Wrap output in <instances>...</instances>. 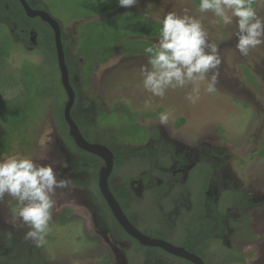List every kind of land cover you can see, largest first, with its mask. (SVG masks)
<instances>
[{
  "label": "flooded vegetation",
  "instance_id": "1",
  "mask_svg": "<svg viewBox=\"0 0 264 264\" xmlns=\"http://www.w3.org/2000/svg\"><path fill=\"white\" fill-rule=\"evenodd\" d=\"M26 1L32 9L50 13L43 0ZM38 2L43 7H35ZM34 19L52 31L57 58L52 27L40 17ZM0 20L27 50L39 48L40 34L19 27L6 0H0ZM61 28L74 92L71 118L88 144L106 152L99 155L79 146L65 117L69 96L61 79L65 100L57 117L63 122L55 121L51 141L41 147L40 155L35 152L34 160L38 164L55 161L60 178L67 180L68 187L53 197L49 222L59 232L48 233L47 243L36 247L24 240L26 229L19 219L0 208V264H264V233L255 231V216L250 215L264 202V193L231 176L220 146L193 147L165 125H156V112L152 118H138L137 125L148 131L145 139L124 141L108 132L97 121L104 100L84 95V82L78 78L80 62L71 54V38ZM24 34L29 37L26 42ZM5 155L0 158L11 156ZM109 163L111 168L106 169ZM198 172L202 182L190 190ZM246 229L256 239L242 235ZM85 241L87 246L82 245ZM53 245L58 247L50 248Z\"/></svg>",
  "mask_w": 264,
  "mask_h": 264
},
{
  "label": "rangeland",
  "instance_id": "2",
  "mask_svg": "<svg viewBox=\"0 0 264 264\" xmlns=\"http://www.w3.org/2000/svg\"><path fill=\"white\" fill-rule=\"evenodd\" d=\"M6 1L18 26L34 28L41 42L39 48L27 50L0 20L3 57L0 64V154L36 160L35 152L40 155L41 147L51 141L65 94L52 31L40 19L26 16L16 0ZM43 1L66 36L71 38V54L80 62L78 78L84 82V95L104 100V112H99L97 121L107 126L108 132H115L124 141L145 139L148 131L137 125L138 118L139 121L143 116L152 118L156 112L154 119L156 125H160L159 114L166 111L169 121L165 126L170 133L189 141L193 147L220 146L230 175L239 176L246 187L252 186L264 193V44L250 50L248 56L240 55L235 48V22L231 25L213 23L216 18L210 12L205 13V28L210 41L217 44L222 60L215 92L207 93L205 84L201 83L200 99L195 104L185 98L191 86L169 89L163 98L153 97L143 90L140 71L148 63L144 48L157 38L142 37L134 27L140 21L154 20L153 30L158 32V18L168 12L183 14L187 9L189 14L200 15L196 11V0H139L129 8L121 7L117 0L114 10L110 11L106 7H110L112 0ZM34 6L43 7L39 2ZM253 7L264 18V5L254 3ZM15 25L12 23V27ZM25 38H22L24 42L29 39ZM134 51L142 54H131ZM149 98L152 104L146 109L144 103ZM26 99L25 109L16 112L17 106ZM199 175L200 172L189 185L190 190H196L201 184ZM15 203L6 195L0 201L5 206L0 208L9 213ZM250 215L255 216L252 217L255 231L264 233V202L251 209ZM245 222L248 227L250 222L246 219ZM58 232L56 226H50L49 234ZM242 235L256 239L251 229H246ZM82 245L87 246L86 241Z\"/></svg>",
  "mask_w": 264,
  "mask_h": 264
},
{
  "label": "clouds",
  "instance_id": "3",
  "mask_svg": "<svg viewBox=\"0 0 264 264\" xmlns=\"http://www.w3.org/2000/svg\"><path fill=\"white\" fill-rule=\"evenodd\" d=\"M139 0H118L121 7L129 8ZM264 5V0H199L196 11L200 15L168 12L158 18L156 41L144 48L148 63L141 68V85L153 97L163 98L169 89H185V98L195 104L200 99L201 83L204 91L216 90L218 69L222 63L216 43L209 39L205 28V13L216 19L213 23L231 25L235 22V48L242 56L264 44V18L257 14L253 4ZM147 15V14H146ZM151 99L144 107L150 108ZM161 125L169 121V113L159 114ZM68 187L66 179L60 178L55 161L38 164L32 158L10 156L0 159V201L10 196L15 200L13 219H19L24 240L36 247L47 243L49 222L54 206L53 197L58 190Z\"/></svg>",
  "mask_w": 264,
  "mask_h": 264
},
{
  "label": "water",
  "instance_id": "4",
  "mask_svg": "<svg viewBox=\"0 0 264 264\" xmlns=\"http://www.w3.org/2000/svg\"><path fill=\"white\" fill-rule=\"evenodd\" d=\"M20 2L22 3V5L26 11V14L30 18L40 17L44 22H47L52 27V29L55 33L56 48H57V59H58L59 68H60V72H61L62 84L65 87L67 94L69 96V101L66 105V111H65L66 116L65 117H66L68 124L71 127V132H72L73 136L77 139L79 146H81L82 148H84V149H86L92 153L104 155V153L106 152V149H104L103 147H100V146L88 144L83 139L82 134L80 133L78 127L76 126L73 119L71 118L70 111H71V108L74 104V92H73V89L70 85L69 72H68V67H67L63 43H62V28H61L60 23L55 18H53L50 15V13H48L47 11L32 9L28 5L26 0H20ZM108 155L112 156L109 152H108ZM110 168H111V163L108 164L106 169H110ZM108 193H105V194L109 198ZM113 207L117 208L116 201H115V204L113 205Z\"/></svg>",
  "mask_w": 264,
  "mask_h": 264
},
{
  "label": "trees",
  "instance_id": "5",
  "mask_svg": "<svg viewBox=\"0 0 264 264\" xmlns=\"http://www.w3.org/2000/svg\"><path fill=\"white\" fill-rule=\"evenodd\" d=\"M115 1V2H114ZM198 3H199V0H196ZM117 2V0H112L111 2H110V7H106V9H107V11H110V10H114V8H115V5L117 4L116 3ZM198 3H196L197 5H198ZM115 4V5H114ZM10 5V4H9ZM10 9H11V6H10ZM2 10L4 11V12H7V9H5L4 8V6L2 7ZM105 10V9H104ZM101 11V10H100ZM156 26V21H152V22H150V21H145V23L144 22H139L134 28H136V29H138L140 32L139 33H137L138 35H141L142 37H148V38H157V36H158V32L157 31H154L153 30V27H155ZM153 44V43H152ZM140 52H138V51H134L133 53H131V54H139ZM142 54V53H141ZM140 54V55H141ZM146 55V54H145ZM66 59V58H65ZM1 62H3V57H2V52H1V50H0V64H3V63H1ZM1 100V99H0ZM28 101H27V99L23 102V104L21 105V106H17V110L18 111H16V112H20L21 110H23V109H25V108H23L24 106H26V103H27ZM62 110H63V108L59 111V112H57V114H59L58 116L60 117V115H61V113H62ZM2 112V111H1ZM13 115H11L10 117H12ZM61 122H63V119L62 118H60L59 119Z\"/></svg>",
  "mask_w": 264,
  "mask_h": 264
}]
</instances>
